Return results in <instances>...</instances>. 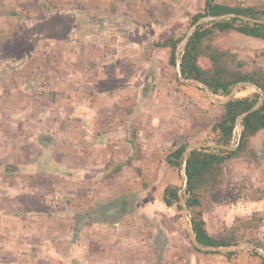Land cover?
<instances>
[{"label": "rangeland", "instance_id": "rangeland-1", "mask_svg": "<svg viewBox=\"0 0 264 264\" xmlns=\"http://www.w3.org/2000/svg\"><path fill=\"white\" fill-rule=\"evenodd\" d=\"M204 2L0 0V264H189L199 252L189 213L165 203L183 179L167 157L208 141L219 104L176 79L154 42L183 37ZM224 45L245 60L264 49L240 33ZM263 140L264 129L259 165L227 162L226 201L204 212L210 232L260 211L264 240ZM219 251L191 263L259 264L251 249Z\"/></svg>", "mask_w": 264, "mask_h": 264}, {"label": "trees", "instance_id": "trees-1", "mask_svg": "<svg viewBox=\"0 0 264 264\" xmlns=\"http://www.w3.org/2000/svg\"><path fill=\"white\" fill-rule=\"evenodd\" d=\"M204 8L192 14L194 22L207 14L218 15L225 13L244 14L254 18L264 19V0L256 4H224L217 0H204ZM232 33H240L264 41V23H249L236 17L201 23L190 37L180 56L181 73L185 78H194L202 81L215 95H225L240 81L253 83L264 93V49L255 52L254 57L245 60L228 46L224 40ZM182 36H169L162 41H155L158 48L167 49V65H169L176 79L175 47ZM257 90L240 97H233L217 107L220 112L214 117L211 125V137L208 141L219 144H230L235 137V121L244 111L251 108L258 100ZM130 113L131 109H127ZM241 137L238 145L233 149L223 150L216 147H202L190 150L186 159L187 185L184 189V198L190 215L191 230L198 242L203 245L228 248L239 243L250 241L264 251V240L255 236L254 232L262 225L263 216L260 211H254L247 217H236L234 222L224 225L216 232L207 228L204 212L214 204L224 203L225 197L221 194L226 190V165L232 159L244 158L255 165L261 162L258 154L256 136L264 129V98L263 104L255 111L241 119ZM137 130L131 132L130 142L133 158L140 156L141 147L137 138ZM237 138V135H236ZM264 145V140L262 141ZM187 144L176 146L168 155L167 162L173 167H179L183 160V153ZM179 188H166L169 197L165 198L167 205L173 201L179 202ZM237 194L232 195L235 200ZM119 206V205H118ZM178 207H182L179 203ZM91 207L84 210L87 219H95L90 213ZM105 215H112L104 211ZM112 222H116L112 220ZM86 223V221L84 222ZM91 224L90 221L87 222ZM194 248L203 253L211 251ZM258 256L259 264H264L262 254L251 249ZM239 251H224L229 257Z\"/></svg>", "mask_w": 264, "mask_h": 264}, {"label": "water", "instance_id": "water-1", "mask_svg": "<svg viewBox=\"0 0 264 264\" xmlns=\"http://www.w3.org/2000/svg\"><path fill=\"white\" fill-rule=\"evenodd\" d=\"M231 17H236L240 20H243V21H246L249 23H264V19L250 17V16H247L244 14H235V13H225V14H218V15L207 14V15L202 16L199 19H197L196 21L191 23V25L188 27L187 31L185 32L184 36L177 43V45L175 47V63H176V73H177L178 79L184 83L197 84V85L201 86L205 90L207 96L209 97V99L212 103L224 104V103L228 102L231 98L236 97L235 93H237L244 86H251L255 90H257L259 93V97H258V100L256 101V103L251 108L244 111L243 113H241L237 117V119L235 121V130L237 133V138H236V141H234V143L231 142L230 144H219V143L208 142V141H198V142L192 143L190 145H187L185 147V151L183 153V160L181 163V171H182V178H183L182 179V186L178 189V196H179V199L181 202L183 215H186L188 213V208H187L185 198H183L181 193H182V191H184V189L186 188V185H187L186 159H187V156H188L190 150L196 149V148H202V147H216V148H220L223 150L235 148L238 145L240 137H241V130H242L241 119H242V117L253 112V111H255V110H257L263 104V98H264L263 90L261 88L257 87L256 85H254L253 83L246 82V81L237 82L227 94L223 95L221 98H215L214 97L215 94L212 93V91L210 90L208 85H206L205 83H203L202 81H200L198 79L185 78V77H183V75L181 73V66H180L181 53H182L183 49L185 48V46L187 45V43H188L190 37L192 36V34L194 33V31L198 28V26L205 21H217V20L227 19V18H231ZM190 239L192 241V244L195 247L202 249V250L236 251V250H243V249H255V250L259 251L264 258V251L259 246H257L255 243L250 242V241H245V242L239 243L237 245H234V246H231L228 248H223V247H219V246L203 245L196 240L194 234H192L190 236Z\"/></svg>", "mask_w": 264, "mask_h": 264}, {"label": "crops", "instance_id": "crops-1", "mask_svg": "<svg viewBox=\"0 0 264 264\" xmlns=\"http://www.w3.org/2000/svg\"><path fill=\"white\" fill-rule=\"evenodd\" d=\"M202 250V249H201ZM206 251H211L213 252L212 250H206ZM217 252H220V251H217ZM210 253V252H209ZM235 255V254H234ZM232 256V255H230ZM229 256V257H230ZM227 257V256H226ZM190 260L188 261L189 264H192L191 262H194L193 260H198L200 258V253L197 252V253H193V254H190L189 257H188ZM192 259V260H191Z\"/></svg>", "mask_w": 264, "mask_h": 264}, {"label": "flooded vegetation", "instance_id": "flooded-vegetation-1", "mask_svg": "<svg viewBox=\"0 0 264 264\" xmlns=\"http://www.w3.org/2000/svg\"><path fill=\"white\" fill-rule=\"evenodd\" d=\"M117 208L119 207V206H116Z\"/></svg>", "mask_w": 264, "mask_h": 264}]
</instances>
